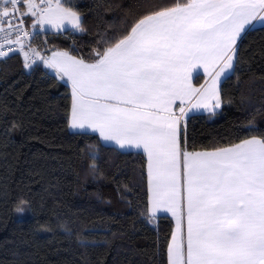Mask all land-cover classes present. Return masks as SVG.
Wrapping results in <instances>:
<instances>
[{
	"label": "snow or ice",
	"instance_id": "snow-or-ice-1",
	"mask_svg": "<svg viewBox=\"0 0 264 264\" xmlns=\"http://www.w3.org/2000/svg\"><path fill=\"white\" fill-rule=\"evenodd\" d=\"M143 7L87 58L59 49L45 57L30 38L46 29L86 31L71 0H0V59L19 53L25 69L39 60L70 86V130L142 149L147 219L159 212L175 221L168 264H264V135L203 151L190 150L187 136L191 113L221 109V79L234 70L248 29L264 26V0H145ZM201 71L205 81L196 86Z\"/></svg>",
	"mask_w": 264,
	"mask_h": 264
},
{
	"label": "trees",
	"instance_id": "trees-1",
	"mask_svg": "<svg viewBox=\"0 0 264 264\" xmlns=\"http://www.w3.org/2000/svg\"><path fill=\"white\" fill-rule=\"evenodd\" d=\"M144 2L71 0L86 31L43 32L33 42L87 58L98 41L138 19ZM238 45L220 85L221 109L188 120L190 150L264 135V26L248 29ZM70 108V87L42 64L0 60V264H168L173 220L147 219L145 155L70 132Z\"/></svg>",
	"mask_w": 264,
	"mask_h": 264
},
{
	"label": "crops",
	"instance_id": "crops-1",
	"mask_svg": "<svg viewBox=\"0 0 264 264\" xmlns=\"http://www.w3.org/2000/svg\"><path fill=\"white\" fill-rule=\"evenodd\" d=\"M26 21H27V24L29 25V28H30V25H31V18H28V17H26ZM255 27H262L261 25H259V24H257V25H255ZM250 29V28H249ZM30 30H32V29H30ZM36 31H39L38 29L36 30ZM45 32H53V33H55L53 30H51V29H46V31ZM51 55V53H49V56ZM43 65V64H42ZM43 68L46 70V71H48L49 73H52V74H54L53 72H52V70H50V69H47V68H45L44 67V65H43ZM232 72H230L228 75H230ZM201 77L203 78V80H202V82H201V84L202 83H204V81H205V77L203 76V73H202V71H201ZM225 78H222L221 79V83H222V81L224 80ZM195 80V79H194ZM194 80H193V83H194ZM63 82H65V81H63ZM66 83V82H65ZM221 83H220V85H221ZM67 84V83H66ZM68 85V84H67ZM194 85H195V83H194ZM69 86V85H68ZM196 86H199V85H196ZM70 87V86H69ZM70 90H71V88H70ZM219 110H217V112H218ZM196 114H201V115H210L209 113H207V112H204L203 110H201L200 112H194V113H191L190 114V116L191 115H196ZM69 131L70 132H72V133H84V132H86V133H90L88 130H84V131H80V130H70L69 129ZM93 134V133H92ZM97 136H98V134H96ZM98 138H99V136H98ZM100 140V139H99ZM100 142L103 144V145H105V146H112V147H115V148H117L118 150H120V151H122V152H141V153H143V151H142V149H120L118 146H116L114 143H105V142H103V141H101L100 140ZM146 157V156H145ZM147 159V158H146ZM147 172V171H146ZM160 215H168V216H170L171 217V215L170 214H162V213H157V216H160ZM172 218V217H171ZM173 220V219H172ZM175 227V221L173 220V228Z\"/></svg>",
	"mask_w": 264,
	"mask_h": 264
},
{
	"label": "built area",
	"instance_id": "built-area-1",
	"mask_svg": "<svg viewBox=\"0 0 264 264\" xmlns=\"http://www.w3.org/2000/svg\"><path fill=\"white\" fill-rule=\"evenodd\" d=\"M24 27H25L27 30L32 31V30H30L29 25L27 24L26 17H25V24H24ZM30 40H31V44H32V46L38 48V50H40L42 56H45V57L49 56V53H47V52H45L44 50H42L41 48H39V47L33 42V37L30 38ZM9 56H19V57H21V58L23 59V57H22L19 53H10ZM9 56H8V57H9ZM6 58H7V57H6ZM3 59H5V58H3ZM0 60H2V59H0ZM37 64H43V63H42L41 61L38 60V61H37ZM37 64H36V65H37Z\"/></svg>",
	"mask_w": 264,
	"mask_h": 264
},
{
	"label": "rangeland",
	"instance_id": "rangeland-1",
	"mask_svg": "<svg viewBox=\"0 0 264 264\" xmlns=\"http://www.w3.org/2000/svg\"><path fill=\"white\" fill-rule=\"evenodd\" d=\"M30 29H31V27H30ZM157 217H158V216H156V218H157ZM155 220H156V219H155ZM155 220H154V221H155ZM154 221H152V222H151V224H153V223H154Z\"/></svg>",
	"mask_w": 264,
	"mask_h": 264
}]
</instances>
